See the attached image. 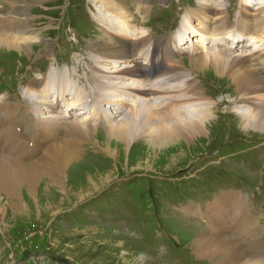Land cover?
I'll return each mask as SVG.
<instances>
[{"label":"rangeland","instance_id":"rangeland-1","mask_svg":"<svg viewBox=\"0 0 264 264\" xmlns=\"http://www.w3.org/2000/svg\"><path fill=\"white\" fill-rule=\"evenodd\" d=\"M97 1L37 0L32 4H21L25 5L27 13L18 10L10 14L14 26L25 20L22 27L29 30L31 36L20 41L2 33L4 36L18 43H23L28 37L32 42L33 35L40 39L39 42L30 44L34 54L27 57L14 51L0 50V105H13L14 121L18 120L10 130L0 129V136H4L12 147L15 146L12 143L13 132L19 131L18 127L27 137L28 130L32 127L29 123L35 122L34 117L47 115L45 111L40 114V110H34L35 104L32 102L27 103L21 99L22 88L14 87V82H18L16 72L17 76L21 74V85L26 84L29 79V84L32 81H40L51 71L50 67L55 71H66L63 64L68 61V54L71 57L68 62L69 72L72 73L75 66L81 65L78 74L72 76L70 73L69 78L67 77L72 85L79 89L80 96L98 104L95 94L97 90L99 93L101 91V95L111 90L98 88L96 84L87 81L86 75L90 73V69L82 61L87 60L88 55L81 51L80 44L73 45L70 41L72 34L68 31H77L79 37L94 34V37L85 38L87 41L100 40L101 33L93 31L95 26L90 20L91 16L97 14ZM224 1L226 9L223 11L225 14L221 13V16L226 17L228 14L229 22H237L247 9L241 5L240 0ZM170 2L172 5L168 13L152 6V2L149 3L150 9L144 21L145 29L152 34L151 39L172 36L181 28V18L196 6L197 0ZM15 6L18 5L9 6L2 0L0 8L8 15ZM249 14L253 16L254 12L250 11ZM165 17L167 21H162ZM27 19H31L29 28L26 27ZM193 20H196V24ZM92 21L96 23L93 19ZM154 22L156 24L152 26ZM191 23L195 26L199 21L192 19ZM249 23L251 22L243 23L240 29ZM207 28L210 29L208 25ZM88 29H91L89 31L92 34ZM57 34L58 41L54 38ZM255 35L257 42L264 41L257 38L264 35L263 30H258ZM66 38L67 45L63 44ZM56 43L57 47H62L55 49ZM37 49L42 51L41 54ZM221 51L233 57L229 63L236 68L238 62L234 61V56L228 51ZM181 57L183 60L182 64L179 61L180 66L191 69L189 56L181 55L179 58ZM184 69L186 77L189 78V72L191 79L201 82L207 99L214 103V119L210 118L213 119L212 123L205 126L207 136L192 139L188 143L179 140L176 145H167L157 151L149 148L140 137L128 146L127 151L123 147L117 148L116 159L106 155L89 139L85 138L81 142L70 138L74 141L68 140V145L76 142L80 144L77 146L78 158L84 151L82 161L74 164L75 171L71 170L69 173V176L72 174L75 178L74 180L70 177L72 189L66 194L51 192L52 197L40 208H34L33 201L29 202L28 198H25L26 202H29L26 204V212L4 208L0 217V264H36L40 255H43V258H40L38 264H128L131 259L141 264H212L207 258H197L192 248L190 249L199 232L206 234L205 222L198 214L188 216L184 209L194 204L187 205L193 201L199 204L194 205L204 213L216 196L224 192L240 194L242 201L249 205L258 222L264 224V133L252 127L250 128L255 129L254 131H248V127L243 129L242 119L239 122L235 119L231 123V118L229 117L228 121L223 115L221 102L224 99L237 101L235 92H232L233 84L228 77L216 78L212 74L213 71L205 72L203 69L201 73L199 68L192 71ZM78 79L86 86L84 91L78 86ZM204 79L210 80L212 85L207 86L209 82L205 83ZM234 86L235 91H238L237 84ZM255 94H264V90ZM68 98L70 101L71 96ZM250 101L254 102L255 99ZM251 102L244 105H251ZM253 104L254 107L250 111H240V116L254 113L264 107L260 101ZM201 112L202 116L210 115L208 109L204 113ZM172 115L180 116L171 113L170 119ZM97 129L104 128L98 125ZM98 137L102 144L104 134L100 132ZM88 142L91 143L90 146ZM83 144L87 145L85 150ZM147 166L151 170H146ZM108 174L109 179L103 183L104 176ZM39 185L40 188L47 187L45 181H41ZM92 191L93 194L78 200L81 195ZM38 192L41 197L42 191ZM58 210L60 211L54 213ZM239 233L240 231L235 235L240 236ZM258 239L260 236L256 238Z\"/></svg>","mask_w":264,"mask_h":264},{"label":"bare ground","instance_id":"bare-ground-1","mask_svg":"<svg viewBox=\"0 0 264 264\" xmlns=\"http://www.w3.org/2000/svg\"><path fill=\"white\" fill-rule=\"evenodd\" d=\"M36 1L5 0V3L9 6L18 5L17 11L24 10L27 13L25 5L21 4ZM240 1L247 10L233 26L240 36L234 37L232 44L235 38L239 41L244 38L251 49L236 51L220 44L232 31V25L227 22L228 16H221L224 0H197V7L188 11L180 30L153 42L149 41L150 33L143 27L139 28L137 23L144 21L143 15L149 8L146 0L132 1L139 20L135 18L127 0H98V14L93 18L103 32L105 42L92 43L90 66L97 75H92L90 79L99 87L115 89L108 93L110 98L101 95L99 90L94 92L98 104L79 96L78 90L72 91V101L68 102V83L60 79L59 73L57 80L62 83H57L54 88H50L49 79L45 77L38 88L27 89L28 93L35 96L40 110L50 113L48 117L38 118L34 127L40 133L38 151L44 153L35 159L34 156L16 159L8 143L0 138V217L4 208L26 212L29 202L33 201L34 208H40L52 197V193L66 194L72 189L71 181L75 178L69 173L74 170V164L82 161L83 152L79 158L76 156L80 144L76 142L68 145L70 138L81 142L85 138L89 139L106 155L116 159L117 148L123 147L127 151L128 146L140 137L155 151L167 145L174 146L179 140L188 143L192 139L206 137L208 131L205 126L212 123L213 103L203 97L199 83L190 78L189 72V78L184 75L186 67L180 66V60H177L183 54L189 56L191 69L187 70L199 68L201 73L204 70L213 71L216 78L225 76L237 84L243 104L236 114L250 111L256 101L264 104V94L250 96L251 93L264 90V41L257 42L254 39L258 30L264 31V0ZM250 10L254 11L253 16L247 14ZM14 12L5 15L0 21V50L14 51L27 57L34 54L30 44L36 43L37 37L33 35L32 42L28 37L23 43H18L3 35L19 41L31 36L29 30L23 29L19 23L15 26L12 24L10 14ZM192 19H198L199 23L192 25ZM193 21L196 24V20ZM248 21L251 23L240 29ZM193 38L197 40L194 42ZM257 38L264 39V35ZM221 50L234 56V61L238 62L236 68L229 63L233 57ZM37 51L40 54L42 52L39 49ZM24 98L31 101L27 95ZM254 99V102L250 101ZM246 102H251V105H244ZM100 105L105 107L100 109ZM77 107L81 108L79 110L82 113H74V118H71L70 111L75 108L78 110ZM206 109L211 116H202L201 111L204 113ZM12 112L8 104L0 105V129L8 125ZM171 113L180 116L172 115L170 119ZM241 119L243 129L252 127L264 132V107L254 113L243 114ZM99 124L104 129H97ZM97 132L104 134L102 144ZM88 144L91 145L90 142ZM145 168L151 170L148 166ZM108 179L109 174L104 176L103 183ZM41 181H45L46 189L40 188ZM39 190L42 191V200ZM94 191L81 195L78 200ZM197 210L196 206L186 209L189 213ZM198 215L204 219L207 231L206 234L199 232L190 247L197 258H207L212 264H264V224L258 222L240 194L224 192L206 207L205 213L198 210ZM238 231L240 236L235 235ZM259 236L260 239L256 240ZM128 264L141 263L131 259Z\"/></svg>","mask_w":264,"mask_h":264}]
</instances>
